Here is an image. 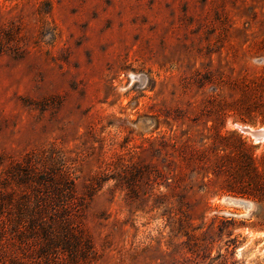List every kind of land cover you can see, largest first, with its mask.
I'll use <instances>...</instances> for the list:
<instances>
[{
	"label": "rangeland",
	"instance_id": "374dc122",
	"mask_svg": "<svg viewBox=\"0 0 264 264\" xmlns=\"http://www.w3.org/2000/svg\"><path fill=\"white\" fill-rule=\"evenodd\" d=\"M237 126L264 128V0H0V258L46 264L15 222L49 188L75 264H264Z\"/></svg>",
	"mask_w": 264,
	"mask_h": 264
},
{
	"label": "trees",
	"instance_id": "16d2710c",
	"mask_svg": "<svg viewBox=\"0 0 264 264\" xmlns=\"http://www.w3.org/2000/svg\"><path fill=\"white\" fill-rule=\"evenodd\" d=\"M251 171L257 175V171L252 166ZM253 187L260 197H264V181L260 184L255 183ZM42 193L41 195L38 192L33 194L32 203L29 202L30 197L24 195L22 203L25 202V204H17L19 211L17 221L19 222H15V225H19L16 231L21 234L20 238L24 241L30 240L34 245L37 244L40 256L48 255L51 258L62 252L67 254L72 264H75L79 241L70 234L64 219L66 208L70 206L73 198L57 189L44 188ZM2 203L0 200V215L3 212L1 211ZM29 203L32 204L30 207H28ZM23 213H29L27 226L21 222ZM50 258L46 264H50ZM2 259L0 258V264H14L13 261L6 263Z\"/></svg>",
	"mask_w": 264,
	"mask_h": 264
},
{
	"label": "bare ground",
	"instance_id": "6f19581e",
	"mask_svg": "<svg viewBox=\"0 0 264 264\" xmlns=\"http://www.w3.org/2000/svg\"><path fill=\"white\" fill-rule=\"evenodd\" d=\"M237 127L238 128L248 129L249 130V133L250 132H256L255 139H260L262 142H264V128L252 129L251 127H242V126L241 127L240 126H237ZM244 134H247V133H244ZM255 142H257V140ZM227 202L229 204H232V205L242 206L245 209H248V207H249L248 203H246L244 201H241V200L228 199Z\"/></svg>",
	"mask_w": 264,
	"mask_h": 264
},
{
	"label": "water",
	"instance_id": "95a60500",
	"mask_svg": "<svg viewBox=\"0 0 264 264\" xmlns=\"http://www.w3.org/2000/svg\"><path fill=\"white\" fill-rule=\"evenodd\" d=\"M239 130L244 134L247 133L246 135H248L254 142L257 140V142H255L256 144H264V142H262L260 139H255L256 136V132H250L248 129L245 128H239Z\"/></svg>",
	"mask_w": 264,
	"mask_h": 264
}]
</instances>
